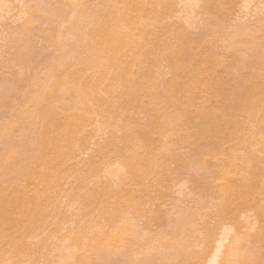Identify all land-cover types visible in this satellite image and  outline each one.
Instances as JSON below:
<instances>
[{
  "label": "rangeland",
  "instance_id": "obj_1",
  "mask_svg": "<svg viewBox=\"0 0 264 264\" xmlns=\"http://www.w3.org/2000/svg\"><path fill=\"white\" fill-rule=\"evenodd\" d=\"M108 1L0 0L1 186L10 185L12 182L18 185L21 183L20 187L24 186L19 177L24 169L33 164L31 158L37 148L32 98L43 89L48 78L47 74L51 65L57 62L56 59L61 55L73 58L68 53L74 49L75 51L81 49L80 42L87 28L85 27L87 16L90 15L95 20L98 15L104 14L103 9H106ZM255 3L260 7L261 11H258L262 15L264 0H197L196 2L151 0L147 5L161 8L164 14L158 21L149 18L146 26L155 27L154 32L157 36L155 38L159 40L168 39L171 31L180 29L197 50L207 53L210 67L203 74V78L211 86L217 87L215 84L224 86L227 79L231 78L226 87L230 89L232 85L242 90L246 85L245 77L254 69L252 63L264 45L262 43L264 21L260 23L259 19L251 14ZM43 4L45 9L41 8ZM218 4L221 11L218 12L219 14L214 9ZM254 13L257 16L259 14ZM260 14L258 18L261 17ZM255 23V29L259 28L258 31L254 28L250 30ZM246 24L250 26L247 27L248 29L243 28ZM250 34H252L251 38L255 34L259 35H255L250 42L252 44L248 46L244 40ZM260 39L262 42L259 41ZM23 43H26L25 47ZM158 58L159 61L152 66V72L156 86L161 87L170 74V68L161 51L158 53ZM262 78L263 82L259 90L264 97V73ZM109 82L106 79L98 87L100 99L108 98L103 89ZM117 85L113 83L109 88L111 91H116L119 88ZM197 93V97L189 107L190 123L198 122L199 110L217 111L223 120L230 119V124L228 121L226 127L232 130L233 127L229 128V126H234L231 124L235 115L225 107L227 104L224 99L209 94L208 99L203 101L206 91ZM76 97L72 85H69L65 91H59L49 109L53 107L57 116L63 117L75 104ZM103 99L101 100L104 101ZM152 99L147 93L141 94L140 107L143 109L151 107L154 102ZM101 100L98 109H95L93 114H89L90 121L88 120L87 125L78 132L77 147L73 156L68 157L56 171L57 181L43 190L42 195L47 198L48 205H45L43 224L41 223L28 235L30 248L33 251L28 264H43L47 256L53 257L59 251L68 252L66 244L78 231V216L87 208L85 206L88 194L100 188L109 178L116 183L117 178L111 171H125L124 164L122 165L123 157L133 154V162L136 164L143 151V146L135 145L132 148L127 137L131 131L148 129L149 118L145 111L135 109L134 105L121 103L116 108L112 125L107 126L100 114ZM170 109L172 111L175 108ZM243 111L235 108L238 119L245 122L247 128H251L253 126L251 116ZM193 130L191 129L190 133H193ZM169 132H171V142L164 145L160 143V135L156 132L151 133L158 142L153 153L156 165L154 171L145 174L142 183H130L135 198L129 210L125 212L124 220L131 229L125 235L123 245L113 248L108 264H209L210 257L217 250L223 249L220 244L228 242L231 236L237 239L238 244H241L243 246L241 248L248 254L258 253V259H254V264H264V226L260 225V220L264 218V171L252 186L253 193L250 194L252 197H249L252 199H247L243 203L228 204L226 207L222 204L223 175L219 172L217 176L219 174L220 177L215 179L210 173L215 169L222 171L225 168V173L230 175L229 178L237 182L240 172L236 170H228V172L226 161L234 155L235 162L239 163L246 148L255 149L253 151L260 155L261 164L264 165V138L259 143L253 142V145L243 141L240 145H235L237 150L235 148L232 150L230 142L224 141L225 134L216 133L215 138H218L215 139L214 145L208 142L206 146L200 148L181 140L176 131ZM244 143L248 144L247 147ZM26 190L28 195H32L33 190L28 186ZM183 214L187 216L189 214L187 218L189 220L195 217L193 218L196 221H194L195 225L191 222L194 229L191 223L185 229L177 227L176 223ZM51 222L55 224L51 225ZM56 225L57 229L52 227ZM253 232L256 233L255 235L262 234L258 242L254 243L249 237ZM225 236H228L226 240ZM154 242L156 245L153 246ZM38 246H43V253L36 252ZM72 250L76 253L83 251L77 247ZM159 251H166L171 255L169 258L159 259L160 261L152 258L153 262H146L151 253L156 257L155 254ZM3 262L0 260V264H5Z\"/></svg>",
  "mask_w": 264,
  "mask_h": 264
},
{
  "label": "bare ground",
  "instance_id": "obj_2",
  "mask_svg": "<svg viewBox=\"0 0 264 264\" xmlns=\"http://www.w3.org/2000/svg\"><path fill=\"white\" fill-rule=\"evenodd\" d=\"M149 2L151 0L148 2L147 0H109L106 9H103L104 14L99 13L100 15L95 20L88 15L85 22L87 28L82 34L83 42H80L82 44L81 49L79 48V51H75L76 49L67 51L69 56L73 58L65 55L59 56L56 59L57 62L51 65L43 89L33 96L32 117L36 127L34 129H36L37 144L36 151L31 158V164H33L25 167L26 169L19 177L20 182H23V187H20L21 183L19 186L16 182L15 184L12 182L10 185H0V260L4 261L3 263L28 264L30 262L33 251L30 248L28 235L35 231L45 219V205H48L47 198L42 195L43 190L57 181L56 171L68 157L73 156L75 147H77L78 132L87 125L90 121L89 114L98 109L99 101L104 98L101 97L100 99L97 90L106 79L110 82L104 85L106 88L103 90L106 91L108 98H104V101L101 100L100 114L107 126L112 125L119 104L134 105L135 109H143L139 103L140 95L147 93L153 98L154 102L151 107L143 109L149 118L148 129L131 131L127 137L131 147L143 146V151L136 164L133 162V154L123 157L122 165L124 164L125 171H111L117 178L116 183H113V180L109 178L102 183V187L100 186L88 194L89 197L88 200L86 199L87 204L85 206L87 208L78 216V231L66 244L69 248H67L68 252L59 251L53 257L47 256L43 264L109 263L113 248L116 249L123 245L124 237L131 229L128 222L124 220V214L129 210L133 204L132 200L135 198L130 183H142L145 174L154 171L156 165L153 153L158 142L153 138L152 132L161 136L159 139L162 145L171 140V132L169 131H176L181 140L188 141L200 148L206 146L208 142L214 145L216 138H218H215L216 133H224V141L230 142L232 150L237 148L235 145H240L243 141L248 144L259 143L264 138V97L261 96L259 90L263 82L262 73H264V45L262 44L264 42L261 41L262 38L259 41L262 42L260 44L263 45V48L252 63L254 69L245 77V88L241 90L231 85V88L228 89L226 85L231 78L227 79V83L225 81L224 86L215 84L217 87H214L203 78V74L210 67L207 53L197 50L191 41L185 38L180 29L171 31L166 40L155 38L157 37L154 32L155 27L146 25H148L149 18L152 21L154 19L160 20L164 11L161 8H154V6L149 7L150 5H147ZM41 8L45 9V5L43 4ZM259 8L255 3L251 14L255 15L254 17H257L256 19L262 23L264 12L262 16L259 13L261 11ZM214 9L220 13V4ZM254 12L259 13L261 17L258 18L259 14L257 16ZM28 23L29 21L27 25ZM246 25L243 28H247L248 25ZM255 25L256 23L253 27L251 26L250 30L255 29ZM258 29L255 30L258 31ZM252 34L245 37L244 41L248 46L252 44L250 42L256 35L251 38ZM80 44L78 45L80 46ZM24 45L26 43H23ZM75 47L77 48L76 45ZM160 51L165 60L168 61L170 74L161 87H157L153 79L152 66L159 61L158 53ZM113 83L119 86L116 91H111L109 88ZM69 85H72L77 95L75 104L65 116L62 117L59 114L57 116L54 108L49 109V107L52 100L57 98L59 91H65ZM199 91H206L203 101L208 99L209 94L216 95V97L221 96L224 99L227 104L225 107L235 115L234 117L230 114L231 117H234L232 119L233 124H231L234 126H229V128L233 127L232 130L228 129V126L226 127V123L230 119L228 121L223 120L217 111L199 110L198 122L190 123L189 107ZM171 107L175 109L171 111ZM235 108H238V111L239 109L244 110L245 114L248 113L247 115L252 117H250L252 121L250 124L253 125L251 128H247L245 122L239 120L240 118L238 119ZM47 110L51 111L48 113ZM193 125L194 127L191 128ZM191 129L193 133H190ZM259 136L262 138L260 139ZM253 150L246 148L239 163L235 162L234 155L227 159V171L236 170L240 172L237 182H233L229 178L230 175L225 173V168L222 171L215 169L210 172L215 179L221 174L223 175V182L221 181L222 191H224L222 204L225 207L228 204L243 203L247 199H252L249 198L252 197L250 195L253 193L252 186L255 185L264 171V165L261 164L262 158ZM219 172L220 175L217 176ZM27 186L33 190L32 195L27 194ZM188 217L189 214L188 216L183 214L176 223L177 227L185 229L189 223L195 221L193 220L195 217H191L190 220L187 219ZM51 223V225L55 224V222ZM192 223L191 225H193ZM260 223L263 227L264 218L260 220ZM54 226L52 227L58 228L57 225ZM253 233H250L249 237L254 240V243L255 241L258 242L257 240L262 237V234L255 235L256 233ZM226 237L228 236H225L224 239ZM236 240L234 236H231L228 242L220 244L223 249L217 250L210 257L209 264H254V259H258V253L252 254L251 252L248 254ZM222 241L224 242V240ZM152 245L154 246L156 243L154 242ZM74 247L81 248L83 251L76 253L75 250H72ZM160 251L155 254L156 257H153L150 252L146 262L150 263L152 258L154 260L155 258H157L156 260L169 258L171 255L166 251ZM36 252L43 253V246L37 248Z\"/></svg>",
  "mask_w": 264,
  "mask_h": 264
}]
</instances>
